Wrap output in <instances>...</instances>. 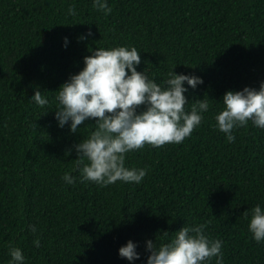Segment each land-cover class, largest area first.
<instances>
[{
    "label": "trees",
    "instance_id": "16d2710c",
    "mask_svg": "<svg viewBox=\"0 0 264 264\" xmlns=\"http://www.w3.org/2000/svg\"><path fill=\"white\" fill-rule=\"evenodd\" d=\"M108 3L105 14L92 0H0V264L10 243L22 249L23 264H142L146 238L163 241L165 231L204 221L223 241L224 264H264V240L251 238L242 214L264 207V128L249 121L229 142L213 127L225 90L264 80V0ZM69 4L75 15L66 14ZM117 44L134 45L137 69L157 80L173 65L201 76L188 86L187 105L204 96L209 109L181 142L125 154L127 166L146 167L140 183L100 186L79 179L74 149L65 155L92 125L58 127L51 108L90 48ZM33 85L48 91V105L28 102ZM65 171L73 183L62 180ZM128 239L137 242L136 261L118 255Z\"/></svg>",
    "mask_w": 264,
    "mask_h": 264
},
{
    "label": "clouds",
    "instance_id": "9594fccd",
    "mask_svg": "<svg viewBox=\"0 0 264 264\" xmlns=\"http://www.w3.org/2000/svg\"><path fill=\"white\" fill-rule=\"evenodd\" d=\"M92 6L105 14L111 12L108 0H92ZM66 14L75 15L72 4L67 6ZM78 38L83 40L86 36L81 34ZM63 39L66 46L68 37ZM89 53L82 58L83 67L70 73L54 91L55 105L51 109H54L58 127L67 123L69 131L77 132L78 125H92V130L66 149L65 155L75 150L73 160L81 181L100 186L117 180L140 183L146 175V167L127 166L125 154L145 144L179 143L190 135L193 128L199 126L209 103L203 96L187 105L185 93L188 86L195 89L202 83V77L195 73H177L173 65L157 80L145 69H137L141 57L134 45L97 46L90 48ZM32 87L28 102L48 105L49 100L43 95L48 91H42L38 85ZM219 102L223 107L214 113L213 127L223 132L227 141L235 139V128L246 126L249 121L257 128H264V80L259 82L258 88L245 85L238 90H225ZM92 118H95L93 124L83 123ZM75 179L68 171L62 175V180L68 184ZM242 214L248 220L251 238L256 242L264 240L261 203H255ZM207 223H184L171 236L165 231L163 241L146 238L148 254L142 264H210L213 257L214 264H224L223 241L208 235ZM28 227L33 233L37 231L34 224ZM33 244L39 247L38 235ZM7 251V264H23L25 256L18 245L10 243ZM118 255L136 261L141 253L137 242L128 239L118 247Z\"/></svg>",
    "mask_w": 264,
    "mask_h": 264
}]
</instances>
